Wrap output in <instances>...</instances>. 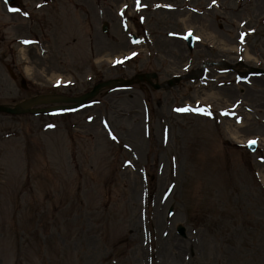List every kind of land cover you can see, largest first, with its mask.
I'll list each match as a JSON object with an SVG mask.
<instances>
[{
  "label": "rangeland",
  "instance_id": "1",
  "mask_svg": "<svg viewBox=\"0 0 264 264\" xmlns=\"http://www.w3.org/2000/svg\"><path fill=\"white\" fill-rule=\"evenodd\" d=\"M144 3L0 0V104L144 72L162 84L186 55L193 69L232 54L264 69V0ZM184 13L196 35L215 36L190 55L167 37L187 33ZM235 81L138 84L77 112L0 114V264H264V77L251 104Z\"/></svg>",
  "mask_w": 264,
  "mask_h": 264
},
{
  "label": "water",
  "instance_id": "2",
  "mask_svg": "<svg viewBox=\"0 0 264 264\" xmlns=\"http://www.w3.org/2000/svg\"><path fill=\"white\" fill-rule=\"evenodd\" d=\"M7 2L9 3H13L15 2L16 0H6ZM105 31L107 30V28L104 29ZM151 78H155V75H143V76H138L136 79L137 80H150ZM135 80L133 81H130V82H127V81H121L120 84H131L133 83ZM119 82L118 81H111V82H106V83H100L99 85H97L94 90L81 97V98H78V99H71V98H59V99H51V100H46V101H42L41 98H36V99H33V100H29L25 103H23L22 105L16 107V108H7V107H3V106H0V113H7V114H11V115H20V114H25V113H39V112H42V111H39V110H31V106L33 105H36V104H39V103H43V102H52V103H72V102H76L78 103L79 105L83 104L85 101L91 99L92 97H94L99 91L100 89L102 88H105V87H111L113 85H118ZM157 88V86H156ZM48 99V98H46ZM46 112V111H45Z\"/></svg>",
  "mask_w": 264,
  "mask_h": 264
},
{
  "label": "bare ground",
  "instance_id": "3",
  "mask_svg": "<svg viewBox=\"0 0 264 264\" xmlns=\"http://www.w3.org/2000/svg\"><path fill=\"white\" fill-rule=\"evenodd\" d=\"M191 17H192V15L187 14V15L184 17L183 22L189 24V23H190V20H191ZM206 27H207V26H206ZM207 31H209V30H208V27H207V29H206V32H204V31H201V32H203L202 34L206 35ZM214 37H215V36H214L213 34H209V35H206V36H205V39H207V38H209V39H214ZM55 76H56V75H55ZM57 77H59V76H56V78H57ZM56 78H55V79H56Z\"/></svg>",
  "mask_w": 264,
  "mask_h": 264
},
{
  "label": "snow or ice",
  "instance_id": "4",
  "mask_svg": "<svg viewBox=\"0 0 264 264\" xmlns=\"http://www.w3.org/2000/svg\"><path fill=\"white\" fill-rule=\"evenodd\" d=\"M213 2H215V0H213ZM14 11H18V9H13ZM25 15H28V13H25ZM27 43V41H26ZM250 143H256V141H251Z\"/></svg>",
  "mask_w": 264,
  "mask_h": 264
}]
</instances>
